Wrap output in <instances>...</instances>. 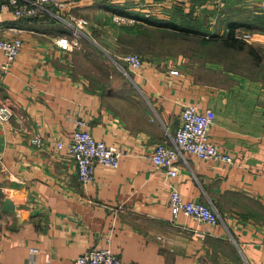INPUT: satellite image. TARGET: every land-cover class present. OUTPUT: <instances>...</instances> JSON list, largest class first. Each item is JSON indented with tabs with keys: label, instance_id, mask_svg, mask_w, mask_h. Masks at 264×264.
<instances>
[{
	"label": "crops",
	"instance_id": "0c3cea01",
	"mask_svg": "<svg viewBox=\"0 0 264 264\" xmlns=\"http://www.w3.org/2000/svg\"><path fill=\"white\" fill-rule=\"evenodd\" d=\"M6 1L0 0V39L19 38L22 46L5 71L0 52V103L12 112L0 121V264H73L105 247L121 264H264V89L247 79L229 89L211 86L181 57L142 59L140 68L127 67L129 76L92 89L70 74V50L55 43L75 37L76 18L88 21L76 28L80 34L109 21L115 36L119 21L132 17L106 5L150 19L202 20L222 34L223 20L238 18L239 10L264 21V0H66L29 17L3 9ZM185 104L214 111L209 137L232 155L231 164L186 153L172 177L154 165L155 146L173 144ZM77 121L121 150L117 168L97 164L87 183L78 180L65 146H57ZM172 188L213 207L219 223L173 219ZM6 198L12 212L2 210Z\"/></svg>",
	"mask_w": 264,
	"mask_h": 264
},
{
	"label": "built area",
	"instance_id": "2783aa9c",
	"mask_svg": "<svg viewBox=\"0 0 264 264\" xmlns=\"http://www.w3.org/2000/svg\"><path fill=\"white\" fill-rule=\"evenodd\" d=\"M66 0H30L25 4L19 0H7L3 9L11 10L17 17L33 16L36 9L50 4L57 8H63ZM149 16V13H145ZM76 28L88 25V21L83 18H76ZM56 45L63 50H72L77 44V36L73 38L59 37ZM22 46L19 38L0 39V52L4 62L2 70L5 71L15 61ZM130 69L141 67L143 60L137 54H126L119 57ZM177 70H171L170 74H177ZM12 116L9 106L0 103V121L6 122ZM215 114L211 109L200 110L195 104H185L181 109L180 124L174 136L173 144L167 145L158 143L152 154L151 161L155 166L163 169L168 176L177 174L176 162L184 158L186 153L192 154L198 159L212 160L231 164L233 157L213 143L209 137V127L213 123ZM85 122L77 121V127L72 131L68 141L63 144L58 142L57 146L66 148V153L76 162L77 178L82 183L93 180L94 168L97 164L117 168L121 156V150L114 145H108L102 140H96L88 129H84ZM32 142L36 145L41 144L42 138L39 135L32 137ZM169 206L172 218L179 214H184L208 227L216 226L219 223L217 211L208 204L184 200L180 192L172 188L169 194ZM30 252L34 255V249ZM73 264H121L120 258L114 254L109 247L91 249L77 256Z\"/></svg>",
	"mask_w": 264,
	"mask_h": 264
},
{
	"label": "rangeland",
	"instance_id": "374dc122",
	"mask_svg": "<svg viewBox=\"0 0 264 264\" xmlns=\"http://www.w3.org/2000/svg\"><path fill=\"white\" fill-rule=\"evenodd\" d=\"M246 11L236 12L239 17L235 20L240 26L234 36L255 48L259 57L257 63L246 50L227 53L220 43L202 44L195 38H184L169 31H136L132 27L138 23L132 18L119 21L115 36L112 33L116 27L111 28L109 21L97 22L89 28V34H80L75 27L79 42L69 51V72L75 78L86 80L92 89H105L114 84L113 77L129 76L128 66L119 58L122 55L137 54L142 59L181 57L187 59V67L194 69L211 86L229 89L247 79L264 89V43L260 41L257 27L243 23L246 19L239 14L245 15ZM220 35H226V31Z\"/></svg>",
	"mask_w": 264,
	"mask_h": 264
},
{
	"label": "trees",
	"instance_id": "16d2710c",
	"mask_svg": "<svg viewBox=\"0 0 264 264\" xmlns=\"http://www.w3.org/2000/svg\"><path fill=\"white\" fill-rule=\"evenodd\" d=\"M106 9L112 13L125 15L132 17L138 24H135L132 28L136 31H141L142 33L145 32H152L155 30L158 31H169L175 34H178L184 38H195L202 44H209L210 43H220L222 48L228 53L229 50L231 51H247V53L252 57L253 61L257 63L259 61V57L254 47L249 46L245 41L237 38L234 36L235 29L240 25L238 22L233 18H225L223 20V26L226 28V35L219 36L216 32L210 31L208 29L210 24L205 23L202 20L197 19H188L187 21L177 22L175 20H157V19H150L144 17L139 14H132L127 10L122 8H117L115 6H105ZM240 17H244L246 19L243 23L248 24L249 26H253V28L257 27L264 29V21L261 19H251L248 16L244 15L243 13L239 14ZM239 17V16H238ZM202 26L205 29H202ZM251 28V27H250Z\"/></svg>",
	"mask_w": 264,
	"mask_h": 264
},
{
	"label": "water",
	"instance_id": "95a60500",
	"mask_svg": "<svg viewBox=\"0 0 264 264\" xmlns=\"http://www.w3.org/2000/svg\"><path fill=\"white\" fill-rule=\"evenodd\" d=\"M2 210L3 211H6V212H12L13 211V204L10 201V199L6 198L4 200Z\"/></svg>",
	"mask_w": 264,
	"mask_h": 264
}]
</instances>
